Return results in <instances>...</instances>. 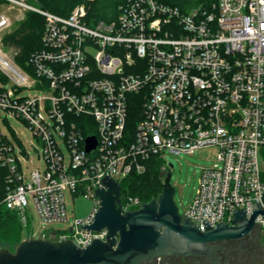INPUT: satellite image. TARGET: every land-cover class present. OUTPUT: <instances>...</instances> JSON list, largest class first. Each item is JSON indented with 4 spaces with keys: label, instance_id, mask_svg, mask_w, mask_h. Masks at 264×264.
Returning <instances> with one entry per match:
<instances>
[{
    "label": "built area",
    "instance_id": "built-area-1",
    "mask_svg": "<svg viewBox=\"0 0 264 264\" xmlns=\"http://www.w3.org/2000/svg\"><path fill=\"white\" fill-rule=\"evenodd\" d=\"M3 2L45 19L43 47L32 54L27 71L0 52V80L11 82L9 89L0 88V164L8 172L4 203L25 229L31 198L42 222L70 221L65 229L44 230L41 238L71 240L82 248L105 240L106 229L82 228L94 222L101 203L95 192L104 187L103 178L122 187L153 158L164 162L166 172L165 153L206 148L216 150L218 163L203 171L184 215L205 231L204 221L233 225L236 209L251 218L254 202L264 208V0H217L188 10L160 0H125L116 18L94 24L87 4L63 17L35 8L32 0ZM11 24L0 13V32ZM24 89L45 94L21 96ZM134 100L142 115L130 134ZM9 118L29 129V146L40 147L44 167L29 177L23 164L30 153ZM90 136L97 146L88 153ZM67 192L92 200L91 210L71 220ZM121 200L124 212L144 204L123 192ZM256 228L264 241L263 215Z\"/></svg>",
    "mask_w": 264,
    "mask_h": 264
},
{
    "label": "water",
    "instance_id": "water-1",
    "mask_svg": "<svg viewBox=\"0 0 264 264\" xmlns=\"http://www.w3.org/2000/svg\"><path fill=\"white\" fill-rule=\"evenodd\" d=\"M86 142V150L91 153L97 146L96 138L90 136ZM171 179L168 168L160 197L137 210L124 212L122 187L106 176L102 179L104 187L95 192L101 203L94 222L82 226L94 232L106 229L105 240L94 239L82 248L71 240L29 238L15 252L0 249V264H150L176 255L205 256L213 251L211 244L249 234L256 228L257 217L264 216L262 205L254 202L251 218L245 209H236L233 225L221 222L213 227L204 221L206 229L201 231L196 223L180 214Z\"/></svg>",
    "mask_w": 264,
    "mask_h": 264
},
{
    "label": "trees",
    "instance_id": "trees-1",
    "mask_svg": "<svg viewBox=\"0 0 264 264\" xmlns=\"http://www.w3.org/2000/svg\"><path fill=\"white\" fill-rule=\"evenodd\" d=\"M160 1L188 10L200 5L208 7L217 0ZM124 2L125 0H40L44 10L63 17H68L77 6L87 4L89 6V19L93 24L101 20L111 21L116 18L119 7ZM3 3V0H0V5ZM44 29V17L38 13L29 12L18 29L4 37V45L16 50L15 59L21 67L28 69L32 54L43 47ZM134 101L131 102L128 118L127 130L130 134L134 133L135 126L142 115L139 100ZM7 175V169L0 164V249L15 252L21 242L24 239L32 238L33 234L30 226L25 229L19 215L7 208L4 203ZM164 176V162L158 158H153L147 162L145 172L133 171L122 182V192L138 197L142 203L151 202L158 199L163 193Z\"/></svg>",
    "mask_w": 264,
    "mask_h": 264
},
{
    "label": "rangeland",
    "instance_id": "rangeland-1",
    "mask_svg": "<svg viewBox=\"0 0 264 264\" xmlns=\"http://www.w3.org/2000/svg\"><path fill=\"white\" fill-rule=\"evenodd\" d=\"M34 7L38 9H43L41 7L40 0H32ZM0 13H6L11 17V26L4 31L0 32V38L2 37V44H0V52L5 58L10 61L13 65L20 67L22 70L27 71L25 68L21 67L15 59L16 50L4 45V37L7 34L13 33L19 28L22 22L25 21L29 12L8 9V4L3 3L0 5ZM34 14H37L34 12ZM89 53L95 56L97 49L91 47ZM11 86L10 80H0V88L9 89ZM44 91L37 89H24L20 95L21 96H43ZM12 125L17 130L15 135L19 141L22 143L26 152L30 153L28 159L23 164V170L28 176L30 172L38 167H44V161L41 159L40 147L33 149L29 146V141H31V135L29 129L24 123L19 120L9 118L7 124ZM5 126L4 123H1ZM134 125V123H133ZM12 138V136H11ZM36 146V144H34ZM34 146V147H35ZM62 149L65 153L66 158L69 160L70 156L68 150L63 146ZM164 161L170 168L172 173L171 183L176 188L175 202L179 207L180 214L184 215L188 208L190 207L197 190L200 186V180L202 173L205 169L213 168L217 163V152L214 148H206L196 151L195 153H165L163 155ZM166 175V172L164 171ZM29 177V176H28ZM165 178V176H164ZM28 180V179H27ZM67 206L71 220L74 216L86 215L93 206V201L85 196L73 197L69 192H67ZM28 211L31 216L30 228L34 237L38 238L42 235L44 230H61L69 227L70 221L68 223H44L39 218L37 211L34 206V202L31 198L28 200ZM25 240V239H24Z\"/></svg>",
    "mask_w": 264,
    "mask_h": 264
},
{
    "label": "flooded vegetation",
    "instance_id": "flooded-vegetation-1",
    "mask_svg": "<svg viewBox=\"0 0 264 264\" xmlns=\"http://www.w3.org/2000/svg\"><path fill=\"white\" fill-rule=\"evenodd\" d=\"M210 246L213 251L205 256L176 255L150 264H264V241L257 228L243 237Z\"/></svg>",
    "mask_w": 264,
    "mask_h": 264
},
{
    "label": "crops",
    "instance_id": "crops-1",
    "mask_svg": "<svg viewBox=\"0 0 264 264\" xmlns=\"http://www.w3.org/2000/svg\"><path fill=\"white\" fill-rule=\"evenodd\" d=\"M262 170H263V172H264V160H263V162H262ZM82 216H84V215H82Z\"/></svg>",
    "mask_w": 264,
    "mask_h": 264
}]
</instances>
